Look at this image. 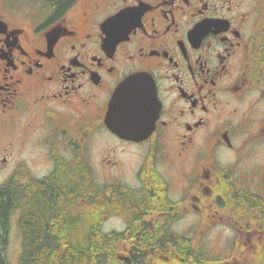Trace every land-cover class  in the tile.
Segmentation results:
<instances>
[{
	"label": "flooded vegetation",
	"instance_id": "flooded-vegetation-1",
	"mask_svg": "<svg viewBox=\"0 0 264 264\" xmlns=\"http://www.w3.org/2000/svg\"><path fill=\"white\" fill-rule=\"evenodd\" d=\"M134 76L141 140L106 124ZM24 112L47 163L27 200L73 180L60 202L80 228L107 197L122 228L103 232L124 236L106 264H264V0H0L1 125Z\"/></svg>",
	"mask_w": 264,
	"mask_h": 264
},
{
	"label": "trees",
	"instance_id": "trees-1",
	"mask_svg": "<svg viewBox=\"0 0 264 264\" xmlns=\"http://www.w3.org/2000/svg\"><path fill=\"white\" fill-rule=\"evenodd\" d=\"M50 1L55 11H60L69 0ZM12 179L11 177L6 183L0 184V264H9L5 248L9 222L14 213L18 214L17 227L21 235L18 264H106L109 252L120 249L124 233H107L101 229L109 214L108 200L103 194L95 192L94 208L91 212L94 218L93 227H64L66 214L62 213L66 212L60 198H66L62 188L72 187L73 184L70 183H74L73 180L62 178L57 181V178L51 176L45 187L38 190L28 201L26 184L18 186ZM119 209L115 208L118 214ZM80 215L70 217V220L76 222ZM134 232L135 230L132 231L133 235ZM78 234L81 236L80 241L72 243L69 235ZM111 261L115 262V259Z\"/></svg>",
	"mask_w": 264,
	"mask_h": 264
},
{
	"label": "rangeland",
	"instance_id": "rangeland-1",
	"mask_svg": "<svg viewBox=\"0 0 264 264\" xmlns=\"http://www.w3.org/2000/svg\"><path fill=\"white\" fill-rule=\"evenodd\" d=\"M15 122L11 127H4L0 122V159L5 158V162L0 163V184L6 183L12 177L14 183L22 186L28 181L27 173L29 171L39 175L47 168V163L42 159L43 151L37 146L36 139L34 138V143L26 141V112L21 113ZM17 216L16 213L12 214L9 222L10 227L7 231L5 256L9 264H18L21 250V235L17 227ZM121 228L122 220L118 217L108 218L103 224L105 230ZM217 234L227 236L229 229L218 225L212 229L210 234H207V238L210 240L213 238L215 241ZM69 238L75 239V242L72 243L80 241L73 235H69ZM208 246L215 247V244L209 242Z\"/></svg>",
	"mask_w": 264,
	"mask_h": 264
},
{
	"label": "water",
	"instance_id": "water-1",
	"mask_svg": "<svg viewBox=\"0 0 264 264\" xmlns=\"http://www.w3.org/2000/svg\"><path fill=\"white\" fill-rule=\"evenodd\" d=\"M142 82H144V80H141L140 77L137 76L128 78L116 91L114 97L110 102L107 112V126L112 131L127 139L140 140L148 135L152 129L149 119L146 118V112L142 111L143 118H146L144 125L139 126L140 123L137 120L139 111L137 109L136 98L134 94L137 90V87ZM124 97H126V99H122ZM121 99L125 103H123ZM115 111H120L122 117L129 118L128 120H125L126 124L112 119L114 117L113 112Z\"/></svg>",
	"mask_w": 264,
	"mask_h": 264
}]
</instances>
